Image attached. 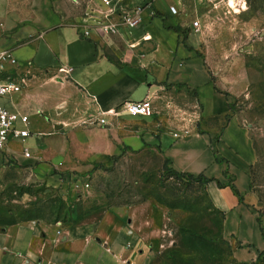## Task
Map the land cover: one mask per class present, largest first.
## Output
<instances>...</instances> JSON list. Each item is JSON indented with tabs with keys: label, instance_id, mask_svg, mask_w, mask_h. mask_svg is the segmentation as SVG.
<instances>
[{
	"label": "crops",
	"instance_id": "0c3cea01",
	"mask_svg": "<svg viewBox=\"0 0 264 264\" xmlns=\"http://www.w3.org/2000/svg\"><path fill=\"white\" fill-rule=\"evenodd\" d=\"M61 2L0 0V52L17 60L3 65L0 79L24 82L22 93L0 103L30 120V137L0 152V167L58 187L127 156L156 155L179 174L210 181L206 193L237 263L264 261V212L251 186L257 152L202 49L212 5L120 0L119 13L141 8L142 22L105 35L95 27L108 12L100 0L75 23ZM144 100L152 117L125 112L126 103ZM101 209L95 222L0 227V264H149L130 208Z\"/></svg>",
	"mask_w": 264,
	"mask_h": 264
},
{
	"label": "rangeland",
	"instance_id": "374dc122",
	"mask_svg": "<svg viewBox=\"0 0 264 264\" xmlns=\"http://www.w3.org/2000/svg\"><path fill=\"white\" fill-rule=\"evenodd\" d=\"M246 1L241 14L212 8L202 49L216 84L233 100L232 114L251 132L258 157L251 186L264 212V0ZM94 6V0L61 2L72 23ZM169 171L156 155L127 156L53 187L25 169L0 167V226L95 222L100 207L130 208L149 264H240L206 187ZM77 183L90 188L78 190Z\"/></svg>",
	"mask_w": 264,
	"mask_h": 264
},
{
	"label": "built area",
	"instance_id": "2783aa9c",
	"mask_svg": "<svg viewBox=\"0 0 264 264\" xmlns=\"http://www.w3.org/2000/svg\"><path fill=\"white\" fill-rule=\"evenodd\" d=\"M101 3L108 8V12L103 16L104 20H99L96 24V28L105 35L118 33L119 28L124 26L127 30L136 29L142 22L141 13L142 9L138 8L135 10H125L119 13L120 0H100ZM207 3L212 5L214 10L226 9L228 13L241 14L247 10L246 0H205ZM223 9V10H224ZM171 12L174 15L178 14L176 8H172ZM118 16L120 22L112 23L111 18ZM200 25L199 21L194 22L193 26L198 28ZM89 36L90 32H86ZM10 63L17 65V60L9 52H0V72L3 65ZM70 72V70L68 71ZM15 82H3L0 79V100L5 99L11 95L20 94L23 91L22 85ZM124 110L133 118H150L153 116L152 104L149 100L141 102H129L124 105ZM117 115V113H114ZM29 118L18 113H13L4 107L0 103V152L7 149L8 145L12 141L24 140L30 137V132L27 129L29 125ZM105 125V120H99L97 123ZM22 124L23 126H20ZM28 156V154H26ZM76 189L80 190L82 187L89 189L90 185L77 183Z\"/></svg>",
	"mask_w": 264,
	"mask_h": 264
},
{
	"label": "trees",
	"instance_id": "16d2710c",
	"mask_svg": "<svg viewBox=\"0 0 264 264\" xmlns=\"http://www.w3.org/2000/svg\"><path fill=\"white\" fill-rule=\"evenodd\" d=\"M169 172H172V175L178 179H188V180H191V181H195V182H202V184L207 188L208 184L210 183L209 180H207L205 177L203 176H199V177H194L192 175H187V174H179L177 172H175L174 170L170 169ZM222 215V213H220ZM223 216V215H222ZM57 221H60V220H57ZM67 222V221H65ZM0 227H3V226H0ZM259 264H264V261L263 260H260V263Z\"/></svg>",
	"mask_w": 264,
	"mask_h": 264
}]
</instances>
